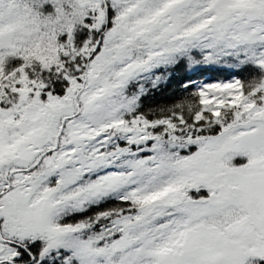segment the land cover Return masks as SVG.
Here are the masks:
<instances>
[{
	"label": "snow or ice",
	"instance_id": "6c2138e0",
	"mask_svg": "<svg viewBox=\"0 0 264 264\" xmlns=\"http://www.w3.org/2000/svg\"><path fill=\"white\" fill-rule=\"evenodd\" d=\"M0 264H264V0H0Z\"/></svg>",
	"mask_w": 264,
	"mask_h": 264
}]
</instances>
